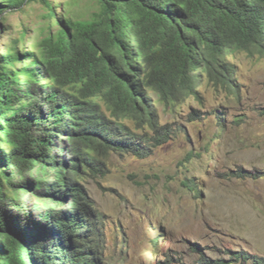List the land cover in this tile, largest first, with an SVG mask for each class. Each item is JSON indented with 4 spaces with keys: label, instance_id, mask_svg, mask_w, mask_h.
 Listing matches in <instances>:
<instances>
[{
    "label": "trees",
    "instance_id": "16d2710c",
    "mask_svg": "<svg viewBox=\"0 0 264 264\" xmlns=\"http://www.w3.org/2000/svg\"><path fill=\"white\" fill-rule=\"evenodd\" d=\"M34 1L54 19L44 36L29 49L24 29L0 53V264H111L105 215L82 181L106 175L113 153L148 157L174 140L159 107L200 98L206 79L240 98L229 55L264 52V0H91L81 17L79 0H0V41L7 14ZM40 190L51 211L20 224L21 191ZM237 252L231 263L264 264Z\"/></svg>",
    "mask_w": 264,
    "mask_h": 264
},
{
    "label": "rangeland",
    "instance_id": "374dc122",
    "mask_svg": "<svg viewBox=\"0 0 264 264\" xmlns=\"http://www.w3.org/2000/svg\"><path fill=\"white\" fill-rule=\"evenodd\" d=\"M67 1L52 0L57 6ZM90 2L79 0L75 16L88 15ZM47 12L34 1L7 14L10 29L0 53L24 29L23 46L33 49L45 34L40 26L54 20ZM260 17L263 23L264 11ZM229 59L237 66L240 98L206 79L200 98L174 111L159 107L162 124L176 122L174 140L148 157L113 153L106 175L82 181L105 215L111 244L106 262L202 264L222 258L226 264H260L230 260L236 251L264 257V52L249 45L233 49ZM194 110L201 118L189 121ZM239 170L263 176L239 177ZM41 191H21L25 207L13 211L20 224L29 213L51 211Z\"/></svg>",
    "mask_w": 264,
    "mask_h": 264
},
{
    "label": "clouds",
    "instance_id": "9594fccd",
    "mask_svg": "<svg viewBox=\"0 0 264 264\" xmlns=\"http://www.w3.org/2000/svg\"><path fill=\"white\" fill-rule=\"evenodd\" d=\"M258 5H261V4H258ZM259 10H260V14H259V16L261 15V11H264V8H262V7H259ZM261 18V17H260ZM260 23H262L261 22V20H260ZM264 23V22H263Z\"/></svg>",
    "mask_w": 264,
    "mask_h": 264
}]
</instances>
